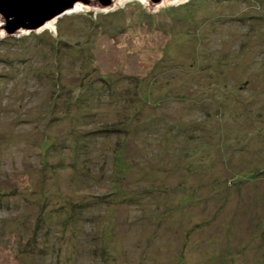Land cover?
<instances>
[{
  "label": "rangeland",
  "instance_id": "1",
  "mask_svg": "<svg viewBox=\"0 0 264 264\" xmlns=\"http://www.w3.org/2000/svg\"><path fill=\"white\" fill-rule=\"evenodd\" d=\"M68 12L0 19V264H264V0ZM154 80L160 109L124 102ZM119 114L128 138L98 133Z\"/></svg>",
  "mask_w": 264,
  "mask_h": 264
},
{
  "label": "water",
  "instance_id": "2",
  "mask_svg": "<svg viewBox=\"0 0 264 264\" xmlns=\"http://www.w3.org/2000/svg\"><path fill=\"white\" fill-rule=\"evenodd\" d=\"M122 1L126 0H0V19L5 24L4 30L14 35L21 30L38 31L80 6L108 10ZM144 1L156 6L168 0Z\"/></svg>",
  "mask_w": 264,
  "mask_h": 264
},
{
  "label": "trees",
  "instance_id": "3",
  "mask_svg": "<svg viewBox=\"0 0 264 264\" xmlns=\"http://www.w3.org/2000/svg\"><path fill=\"white\" fill-rule=\"evenodd\" d=\"M98 17L100 18V15H98ZM253 18H256V17H252V19ZM240 19H243V17L240 18ZM120 80H122V79H118L117 81L119 82ZM156 83H157L156 80H154L153 82H149V83H146L144 85V89L146 91V95L145 94L144 95H141V89L139 87L137 89L132 90L131 92L126 93L123 96L124 102L126 103V102H128L131 99L132 100L131 102L133 104L132 106L137 105V104H140V105H145V104L150 105V103L153 101V99H155V97L153 96V93H152V86L154 84H156ZM134 97H136L135 99H137V97H139L141 99V97H142V99H144V100L141 101V102H137L135 104L134 101H133ZM181 97H183V96H181ZM155 100H157V101L160 102V100H158V99H155ZM153 103H156V102L153 101ZM220 105H223V106L226 105L225 104V101L222 100V104L220 103ZM223 106H221V108H222L221 110L215 111V113H217L218 116H222L221 118L226 117V114L224 112V109H223L224 107ZM160 107H162L161 106V102L159 103L158 106H155L154 105V109L155 110L160 109ZM262 109H264V107ZM128 113L129 114L128 115H125V116H130V121L134 120V121H136L139 124H142V123L147 124V123H154L155 122L156 125H158V124H165L166 125V124L172 123V121H169V118L168 117H165V115H159L158 116L157 114H150L149 115V119L145 120V117L143 116L144 115L143 114L144 111H143L142 108L141 109H135L134 108L132 110L129 109ZM125 116H123L124 119H120L121 118L120 117V114L119 115H115L114 118L112 119V122L111 123H108V124L106 123L107 125L105 126V129H101V128L97 129V130H99L98 133H100V134L103 133L102 135H104L106 133L109 134V135H119L120 134L121 136H127V138H128L129 135H130L129 132H131V131L128 132V129L125 126V123H124L126 121V117ZM114 120H116V121H114ZM172 125H174V124H172ZM242 131H245V130H242ZM128 145H130V144H128ZM121 151H122V149L118 150L117 151V154L119 155L121 153ZM188 158H192V157H187V159ZM63 164H64V162L61 163V165H63ZM243 171H244V169L241 172H235V174H234V172L232 170V172L229 173L231 175V178L230 179L232 181L235 180L234 181L235 183L233 182L234 184L239 183L240 181H242V179L244 177L246 179H249V180L253 179V176H252L253 173H251V175H242L243 174ZM260 174L261 175H264V173H262V172ZM233 175H235V176H233ZM218 183L219 182H217V181L215 182L216 185ZM217 186H219V185H217ZM43 187H44V184L42 186H40V190H43ZM37 188H39V185L37 186ZM198 191H202L203 192V190L201 188ZM198 191H196V195H193L194 191L193 192H188V194H191L193 196V197L191 196L192 197L191 201L193 199L195 201H198V198H199V197H197ZM36 192L37 191H35V193ZM113 193H110V194L113 195ZM204 198L205 197L202 196L201 199H199V201H201ZM118 199H119V196H118ZM188 199L190 200V198H187V199H183V200L178 201V203H177V201L174 202L175 208H181V211L176 210L175 212H173L172 210L167 209V211L165 210V213L164 214H161V216H160V217H163L167 213V218H164V219L151 218V221L154 223V225H152L153 226L152 228H155L154 230H155L156 234H158V230L159 229L160 230L163 229V227L160 226V224H163L164 225L165 222H169L170 221V219H169L170 216L177 215V218H178V216H181L182 217V215L184 213L183 209H184L185 205H189L191 203V201L190 202H185ZM98 202L99 201H97V203ZM70 203H73V202H70ZM95 204L96 203H94L93 205H95ZM79 205H82V204H79ZM75 206L76 205H73L72 207L74 208ZM108 220L110 221V224L112 225L113 222H114L113 219L110 218ZM103 236H106L107 238L112 237L114 239V237L109 233V231H106L105 234H103ZM104 252H105L104 253V258L109 259L111 257L113 260L115 259L114 258V255L112 254V252H110V249L107 248V247H105V246H104ZM225 257H224V259H225ZM226 259H227V257H226ZM184 263H185V261H184Z\"/></svg>",
  "mask_w": 264,
  "mask_h": 264
},
{
  "label": "bare ground",
  "instance_id": "4",
  "mask_svg": "<svg viewBox=\"0 0 264 264\" xmlns=\"http://www.w3.org/2000/svg\"><path fill=\"white\" fill-rule=\"evenodd\" d=\"M183 1H186V0H183ZM119 3V2H118ZM69 13V12H68ZM51 25H52V23H48L46 26H44V27H51ZM43 27V28H44ZM42 29V28H41Z\"/></svg>",
  "mask_w": 264,
  "mask_h": 264
}]
</instances>
